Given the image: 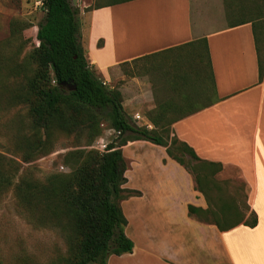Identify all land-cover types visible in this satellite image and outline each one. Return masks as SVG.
Instances as JSON below:
<instances>
[{
  "label": "crops",
  "instance_id": "0c3cea01",
  "mask_svg": "<svg viewBox=\"0 0 264 264\" xmlns=\"http://www.w3.org/2000/svg\"><path fill=\"white\" fill-rule=\"evenodd\" d=\"M92 1L97 7L84 11L85 4L80 11L79 40L96 74L108 82L124 62L206 39L217 101L173 123L172 132L200 160L237 168L257 217L252 228L227 231L194 220L187 212L194 194L186 171L163 147L129 142L128 149L158 150L159 168L153 185L137 190L136 231L128 222L124 229L133 242L131 253L111 255L107 264H264V81L258 82L251 25L207 31L200 21L201 0ZM140 93L136 99L142 102L146 93Z\"/></svg>",
  "mask_w": 264,
  "mask_h": 264
},
{
  "label": "trees",
  "instance_id": "16d2710c",
  "mask_svg": "<svg viewBox=\"0 0 264 264\" xmlns=\"http://www.w3.org/2000/svg\"><path fill=\"white\" fill-rule=\"evenodd\" d=\"M222 3L226 14L233 18L228 27L245 23L251 25L258 82H263L264 38L260 27L264 24V0H222ZM42 8L44 16L35 34L38 44L30 54L36 69L26 80L24 95H27L32 141L27 142V150L20 160L28 163L49 153L52 143L48 139V132L52 128L67 134L86 130L91 140L100 134L99 126L104 121L116 137L107 144L103 153L93 150L78 152L79 157H76H81V162L71 174L56 173L43 183L23 180L12 186V178L19 170V164L6 160V169L0 162V194L12 186L28 214H37L38 217L32 219L37 222L33 226L58 228L63 234L68 231L66 239L70 246L65 264H107L109 256L131 253L133 248V242L124 232L127 221L120 202L140 194L123 187L127 182V163L121 151L123 146L129 142L144 141L163 147L168 158L180 166L184 164V156L206 166L221 165L200 160L189 146L175 136L167 140L168 127L173 123L217 101L206 39L201 38L120 65L163 59L172 52H175L173 57L176 59L185 56L205 60V78L210 82L206 90L212 102L173 120L169 118L167 109L175 105L160 104L158 112L146 114L152 126L147 129L129 121L121 106V93L107 89L87 60L79 40L78 9L69 0H44ZM199 49L203 51V57ZM201 70L204 72L203 65ZM72 87L74 89L69 90ZM0 160L4 158L0 156ZM202 180L200 175L194 177L197 190L211 203V190L200 188ZM187 212L205 224L214 225L219 231H227L238 225L252 228L257 223L253 211L249 220L243 219L237 210L234 219H228L223 210L218 218L213 210L192 205L187 206ZM207 216L214 218V221L208 223ZM61 218L71 223H60Z\"/></svg>",
  "mask_w": 264,
  "mask_h": 264
},
{
  "label": "rangeland",
  "instance_id": "374dc122",
  "mask_svg": "<svg viewBox=\"0 0 264 264\" xmlns=\"http://www.w3.org/2000/svg\"><path fill=\"white\" fill-rule=\"evenodd\" d=\"M43 1L0 0V156L4 158L0 162L6 169V160L19 164V170L12 178V186L23 180L43 183L47 177L56 173L69 175L81 162V157L77 159L78 152L97 151L94 147L98 139L110 143L116 137L104 121L99 126L100 134L91 140L86 130L67 134L52 128L48 132L51 151L28 163L20 160L27 150V142L32 141L27 95H24L26 80L36 69L30 54L38 44L35 34L44 16ZM69 1L78 9L79 14L85 4L89 6L84 11L96 5L92 0ZM198 8L200 21L206 24L207 31L225 28L232 22L233 18L226 14L222 0H201ZM195 12L193 9L194 25L198 21ZM260 28L264 38V24ZM199 52L203 57V51L199 49ZM173 55L175 52L163 59L154 58L119 66L115 72L110 73V82L102 78L107 89L121 93V106L131 123L135 124L134 114L147 120L146 114L158 112V107L163 103L175 105L167 109L169 118L173 120L212 102L206 90L210 82L205 78V60H193L185 56L176 59ZM202 65L204 72L201 70ZM141 91L146 93V99L142 102L136 99ZM172 138L174 135L170 126L167 140ZM125 146L121 151L127 163V189L137 191L150 188L154 183V170L159 168L160 152L147 145L130 149ZM70 153L75 154L68 156ZM182 159L184 164L181 167L192 181L193 206L209 208L218 218L223 210L228 219H234L237 210L243 219L249 220L251 210L247 204L248 187L237 168L226 165L206 166L188 156ZM196 175L203 177L200 188L211 190V203L197 190L194 182ZM12 186L0 194V263L65 264L70 246L66 239L68 231L63 234L58 228L33 226L37 222L32 219L38 217L37 214H28ZM137 203V198L133 197L126 200L121 208L127 216V222L133 225L132 233L137 228ZM206 221L212 223L214 218L207 216ZM59 222L71 223L64 218Z\"/></svg>",
  "mask_w": 264,
  "mask_h": 264
},
{
  "label": "built area",
  "instance_id": "2783aa9c",
  "mask_svg": "<svg viewBox=\"0 0 264 264\" xmlns=\"http://www.w3.org/2000/svg\"><path fill=\"white\" fill-rule=\"evenodd\" d=\"M133 120H134V122H135V124L137 126L145 127L147 129H151L152 128L151 124L147 120H144L142 117H140L139 114H134L133 115ZM107 144L108 143H105L103 139H98L95 142L94 149L97 150L100 153H103V152L106 151Z\"/></svg>",
  "mask_w": 264,
  "mask_h": 264
},
{
  "label": "water",
  "instance_id": "95a60500",
  "mask_svg": "<svg viewBox=\"0 0 264 264\" xmlns=\"http://www.w3.org/2000/svg\"><path fill=\"white\" fill-rule=\"evenodd\" d=\"M74 89V87H72V88H69V90H73Z\"/></svg>",
  "mask_w": 264,
  "mask_h": 264
}]
</instances>
